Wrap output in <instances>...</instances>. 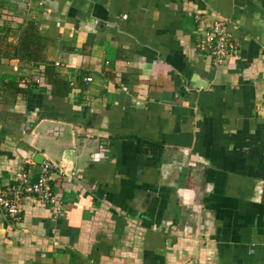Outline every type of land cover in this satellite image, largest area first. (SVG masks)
<instances>
[{
    "label": "crops",
    "instance_id": "obj_1",
    "mask_svg": "<svg viewBox=\"0 0 264 264\" xmlns=\"http://www.w3.org/2000/svg\"><path fill=\"white\" fill-rule=\"evenodd\" d=\"M29 20L42 60L7 44ZM69 148L56 202L0 213V264H264V0H0V185Z\"/></svg>",
    "mask_w": 264,
    "mask_h": 264
},
{
    "label": "built area",
    "instance_id": "obj_2",
    "mask_svg": "<svg viewBox=\"0 0 264 264\" xmlns=\"http://www.w3.org/2000/svg\"><path fill=\"white\" fill-rule=\"evenodd\" d=\"M180 1L188 2V0ZM194 19L199 21L201 15L195 14ZM197 48L209 54L216 64H220L228 57L239 53V48L226 30L225 22L222 18H215L210 27L202 32L197 40ZM84 80L91 81L92 78L85 76ZM35 81L38 84L40 79L37 78ZM53 173L63 174V169L59 164L48 161L40 164V173L33 180L30 178L28 171H18L13 182L5 186L0 185V213L16 219L20 212L19 200L24 194L38 195L44 201L50 203L56 202V192L51 186Z\"/></svg>",
    "mask_w": 264,
    "mask_h": 264
},
{
    "label": "trees",
    "instance_id": "obj_3",
    "mask_svg": "<svg viewBox=\"0 0 264 264\" xmlns=\"http://www.w3.org/2000/svg\"><path fill=\"white\" fill-rule=\"evenodd\" d=\"M7 44L12 47V56L25 61H38L43 58L42 52L45 47V39L39 34L35 21H27L19 28L17 40L15 42L9 41ZM45 74L51 77V75H54V70L48 66Z\"/></svg>",
    "mask_w": 264,
    "mask_h": 264
},
{
    "label": "water",
    "instance_id": "obj_4",
    "mask_svg": "<svg viewBox=\"0 0 264 264\" xmlns=\"http://www.w3.org/2000/svg\"><path fill=\"white\" fill-rule=\"evenodd\" d=\"M60 166L64 169V172L71 175L74 167V150L69 148L65 149L62 153Z\"/></svg>",
    "mask_w": 264,
    "mask_h": 264
}]
</instances>
